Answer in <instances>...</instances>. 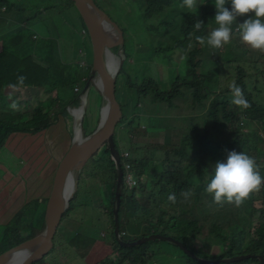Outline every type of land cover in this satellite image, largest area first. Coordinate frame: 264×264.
I'll return each instance as SVG.
<instances>
[{
  "label": "trees",
  "instance_id": "obj_1",
  "mask_svg": "<svg viewBox=\"0 0 264 264\" xmlns=\"http://www.w3.org/2000/svg\"><path fill=\"white\" fill-rule=\"evenodd\" d=\"M44 1L52 4L47 5ZM94 1L101 8L97 0ZM133 1L146 8L144 15L148 18L176 5L181 7L180 10L171 11L177 14L171 21L162 24L165 26L163 36L169 34L174 43H168L166 47L165 42L158 52L169 55V60H172L175 50L187 48L188 51L190 45L191 48L185 61L187 79H177L168 91L161 90L152 78H144L142 82L138 79L135 83L127 82L124 78L125 66L120 72L119 89L127 83L129 95H135V99L133 102L127 99L124 106L120 104L124 117L117 125L114 140L121 154L125 178V163H129L131 174L137 180L136 187L130 189L124 178L125 190L119 211L122 240L134 242L152 234H161L183 242L201 258L221 259L250 254L264 256V46L262 50L256 51L258 54L254 58L239 55L235 49H243L250 42V34L242 32L238 34L241 36L234 43L233 52L231 49V55L235 57L230 56L225 60V68H220L217 60L219 55L220 59L224 54L228 56V52L222 50V44L214 46L210 58H202V54L206 53L204 38L215 39L207 35L206 29L240 31L253 26L256 29L251 31L264 32V0ZM70 9L72 6L68 0H60V3L58 0H0V12L11 15L17 13L25 20L20 30L0 41V150L8 145L22 160L27 155L36 157L32 160H39L40 168L45 166L51 169L52 165V174L58 160L56 148V155L53 154V142L59 139L61 131L68 133V129L73 130L74 117L68 106L73 104V108H78L81 105L82 99L77 98L83 89L79 92L75 89L81 87L83 80L86 85L92 65L91 60L87 62V52L91 48L89 37L80 19L76 24L79 26L81 23L83 30L79 31L76 26L70 27ZM43 12L50 16L48 21H52L53 26L56 16H67L64 22L69 35L63 36L64 42L73 44L74 55L83 53L81 59L84 64L65 61V44L61 47L57 38L50 33L38 34L34 24L42 25L43 20L40 18ZM249 19L253 21L252 24ZM0 22H8L9 25L14 23L6 16H0ZM81 43L82 46L79 45ZM215 58L216 61L210 60ZM25 90L31 92L28 99L22 101L21 95ZM185 92L192 96L193 107L205 109L204 122L189 128L186 133L180 128L179 144L166 146L164 153L158 152L156 147L147 149L146 143L139 147L134 141L137 131L138 134H147L151 127L142 129L140 126V113L145 105L170 107ZM58 103L63 106L60 107ZM49 105L54 108L53 111L45 112ZM131 106L133 110H130L129 116ZM137 114L140 117L134 118ZM85 120L87 117H84L83 124ZM247 126L249 129L246 131ZM220 136H224L226 142L223 159L217 162L218 154L213 139ZM126 152L130 155L124 159ZM138 152L144 155L138 156ZM34 171L26 173L34 174ZM22 173L25 181L35 179L33 186L36 185L38 177L32 179L24 171ZM85 176L93 179L96 184L92 187L94 190L99 189L104 193L107 204L103 203V206L108 214L103 222L112 225L111 228H105L103 238L111 247L114 259L107 258L104 264H157L156 256L162 262V256L168 253L167 250L162 252L160 247L165 248L163 244L182 252L187 264H200L179 247L165 242H152L135 248L119 244L113 216L117 171L107 144L87 163L80 178L79 192L62 221H77L73 218L77 215V208L92 204L86 202L89 196L80 189ZM50 187L42 191L41 199L31 201L35 205L34 209L29 210L27 199L13 212L4 226H7L4 230L7 236L0 245V253L21 242L33 228L34 225L28 227L25 224L29 216L38 219L44 215L49 193L44 198L43 195ZM124 210L129 213L125 220L121 218ZM133 226L139 227L143 233L134 236ZM37 227L42 230L44 220H38ZM60 228L61 225L56 236ZM199 237L203 243L220 245L222 255L200 256L189 243L193 240L195 245ZM66 243L84 259L97 248L98 241L74 232ZM55 244L56 239L51 253L57 247ZM249 261L260 264L258 259ZM44 262L45 257L35 264Z\"/></svg>",
  "mask_w": 264,
  "mask_h": 264
},
{
  "label": "rangeland",
  "instance_id": "obj_2",
  "mask_svg": "<svg viewBox=\"0 0 264 264\" xmlns=\"http://www.w3.org/2000/svg\"><path fill=\"white\" fill-rule=\"evenodd\" d=\"M24 2L26 0H23ZM98 4L101 6V8L107 12L112 19L114 23H116L120 29L123 31V37H124V43H125V51L127 56V61H125V73L124 78L127 79V82L135 83L136 79L139 80V82H142L144 78H152L158 86L163 91H168L172 88L173 83L177 79H187L186 77V71L187 68H185V61H187L189 57V52L191 45L189 46V50L187 51V48L185 49H177L173 52V59L169 60V55L163 54L162 52H158L160 46H168V43H174V40L171 39V36L168 34L166 37L163 36V32L165 30V26L162 24H165L172 20L174 14L171 11L173 10H180L181 7L178 5L167 9L164 13L155 14L154 16L148 18L146 17L145 10L146 8L142 5L140 6L138 3H135L133 0H97ZM45 4L49 5L52 4L50 2L44 1ZM43 4V3H42ZM65 8V7H64ZM70 17L68 19L70 20L71 24L70 27L72 28L76 26L78 30L80 31L82 28L81 23L79 26H77L76 23H79V17L77 13L72 10H69ZM0 16H6L8 19L13 20V24L9 25L8 22L3 23L0 22V41L5 39L10 34H14L25 23V20H23V17L20 16V14L14 13V15L11 14H4L3 12H0ZM47 12L41 13L40 20L42 21V25L40 23V26H35L38 34L45 35L47 33H50L51 36L57 38L60 46L62 47L65 44V50L66 54L63 53L64 60H71L80 62V64H84V61L81 59V55L78 54L74 55L73 50V44L65 43L63 36L66 34L69 35L68 30L66 29V25L64 22V18L67 19V16H56L54 21V26L51 24L52 21H48ZM79 21V22H78ZM48 22L49 24H45ZM249 23L252 24L253 21L249 19ZM38 24V23H37ZM65 25V26H64ZM57 29H56V27ZM64 27V28H63ZM68 29H70L68 27ZM253 26H247L243 29L230 31L228 29H206L207 35L210 37H214L215 39L209 40L208 38H204V45L206 46V53L202 54L203 59L210 58V55L213 54L214 46H218L219 44H222V50L228 52V56H224L220 59L221 55L217 57V60L220 63V68H225L226 66H223L225 63V60L228 59L231 55V49L233 52V46L234 43L238 41V37L241 35H238L243 32V34L247 35L250 34V38L246 46H243V49H235L237 53L243 57H250L254 58L256 57L255 54L256 51L262 50V47L264 46V32L257 30V31H251L255 30ZM84 32V31H83ZM236 35H238L236 37ZM52 37V38H53ZM62 40H59V39ZM68 39V37H67ZM82 46V43L79 44ZM86 45V42H85ZM90 45V44H89ZM116 48V47H115ZM91 48L88 50V59L87 62L92 63V57L89 55L91 54ZM117 50V49H115ZM212 61H216L215 59H210ZM120 77V76H119ZM118 77V80H119ZM81 88L83 89L85 85V82L80 84ZM123 86L121 90L120 87V80L117 85V100L121 105L124 106V102L127 101V99H130L131 102L134 101L135 95L131 96L129 95V86L126 83V86ZM24 90V89H23ZM23 92V91H22ZM31 90H25V92L22 93L21 98L22 101L28 99V95ZM56 94H54L55 96ZM89 102H88V114H87V120H85L84 128L87 133H89L91 130L96 128L97 126V120L100 115V106H101V98L100 94L93 89L89 93ZM149 100V98H147ZM60 107L63 106V104L58 103ZM134 105V104H133ZM147 105H153V104H146L145 108L142 109L140 116L137 114L134 116L142 118L140 120V126L142 129H146L147 127H150V130L147 134H144L143 132L138 134V131L134 137L135 143L138 144L139 147L144 145L146 143L147 149H153L157 148L158 152L164 153L167 149L166 146H174L179 144V140L181 138V129L186 133L189 128L194 127L195 125H201L205 120V109L201 106L193 107V99L190 93H183V96L178 99L175 104H173L170 107H167L165 105H154L150 106L148 109L146 108ZM69 107V106H68ZM67 107V108H68ZM132 107V108H131ZM128 110L129 116L131 115L130 110H133V106H131ZM143 107V106H142ZM53 107L49 105L45 112H52ZM76 109V108H75ZM149 111V115H148ZM151 111H153L151 113ZM134 112V111H133ZM85 117V116H84ZM139 118V119H140ZM84 121V119H83ZM246 125H248L246 123ZM161 129V130H160ZM249 129V126L245 128L247 131ZM69 132L66 133L61 131L59 139H56L53 142L54 146V156L55 154V148L58 151V155L62 149L63 144L65 143V137L69 136L71 137L73 130L68 129ZM61 134H63L61 136ZM214 144L216 145V150L218 154L219 160L223 159V149L225 148V142L226 138L224 136L217 137L213 139ZM61 144V146H59ZM31 146V145H29ZM39 146V145H38ZM32 149L34 148L31 146ZM6 145L4 149L0 150V175L3 177V180H6V174H11L12 179H18L19 180V188H16L12 194L15 197V200L12 202V205H7V201H12V195L10 193L2 194L3 192V184L4 182H0V213H2V217H0V245L6 240L7 233L4 231L5 228V220L7 218L12 217L11 213L15 211L19 206L21 202V197L26 195V200L23 202L25 203L28 199L29 203V210L34 209L35 205L31 204V201L33 199H41L42 192L41 190L43 188H49V182L50 177L54 178V173L52 174V171L54 168H52V165H50L51 169L49 167H43L40 168L41 164L39 160H32L30 155H27L26 157H23V160L15 153H13ZM146 150V152H148ZM32 151V150H31ZM155 151V150H151ZM138 156H143L144 154L142 152H138ZM132 156V153H131ZM148 156H150L148 154ZM53 158H51L52 160ZM22 162H25L22 164ZM35 170V171H34ZM32 172L34 171V174L32 173H26V176L30 178H36L37 183L35 186H33V181H25L23 179L24 174L22 172ZM21 179V180H20ZM80 189L82 193L88 195L89 197L86 198V202H91L92 204H86L84 207L77 208L75 214L76 216H73V218L77 221H69L65 220L62 221L60 233L58 236L55 237L56 239V249L48 255L45 256V264H104L106 262L107 258H113L111 247L104 242L105 238V230L107 228H111L112 225L109 223L105 224L103 222V219H107L106 215L108 214V210L103 206V203L107 204L106 200L104 199V193L101 192V190L97 189L94 190L92 187H95L96 184L94 183L93 179L90 177H83L81 181ZM33 186V187H32ZM136 187V186H135ZM133 187V188H135ZM31 188V190H30ZM37 191L35 192V189ZM83 189V190H82ZM132 189V188H130ZM105 190V189H104ZM9 192V191H8ZM105 192V191H104ZM81 195V194H80ZM19 200H18V199ZM80 199V198H79ZM78 199V200H79ZM98 203H97V202ZM96 209H95V208ZM5 211H4V210ZM19 209V208H18ZM17 209V210H18ZM28 210V212H29ZM36 210H39L38 207H36ZM27 212V213H28ZM11 215V216H10ZM129 213L124 210L123 214L121 215V218L124 220L126 219L125 216H128ZM10 216V217H9ZM135 215H133V218ZM71 218V217H70ZM36 219H32V216H29V218L26 220L25 224L30 227L35 224ZM133 223L132 221L130 222ZM109 224V225H108ZM106 228V229H105ZM63 230V232H62ZM32 232V229L27 232L23 240ZM74 232L81 233L85 236H89L95 240L98 241L97 250H93L92 253L86 257L85 259L80 258L75 251L68 246L66 243L68 239L73 235ZM63 233V234H62ZM132 233L134 236L141 235L143 232L139 229L137 226L132 227ZM133 236V237H134ZM202 238L199 237V240H197L196 244L194 245V241L191 240L189 243L196 248V252L200 256H221L222 255V247L220 245H214L210 242L203 243ZM163 247H160L162 249V252L164 250H167V255H163L162 258L164 259L162 262H159L158 257L156 256V262L157 264H187L186 257L180 252L179 250H176L172 247L167 246L166 244ZM158 254V253H157ZM114 259V258H113ZM218 259V258H214ZM243 264H257L255 262H250L249 260L243 261Z\"/></svg>",
  "mask_w": 264,
  "mask_h": 264
},
{
  "label": "water",
  "instance_id": "obj_3",
  "mask_svg": "<svg viewBox=\"0 0 264 264\" xmlns=\"http://www.w3.org/2000/svg\"><path fill=\"white\" fill-rule=\"evenodd\" d=\"M68 1L77 13L89 37L92 57L90 76L86 86L77 98V100L82 99L81 105L75 109L72 104L68 108L70 114L74 117L73 133L71 137H65V143L58 155L46 211L41 218L35 220L32 232L24 240L0 253V264H35L54 249V240L64 215L70 209L73 198L79 192L81 175L89 160L105 144H107L117 171L113 216L115 236L119 244L135 248L152 242H165L179 247L186 255L200 264H232L250 259H258L260 264H264V256L252 254L221 259L201 258L189 250L183 242L161 234H152L134 242L122 240L119 211L125 190V182L121 154L116 148L114 138L117 125L124 117L116 96L118 77L127 58L123 31L94 0ZM111 30L117 31L118 36L111 37ZM111 53L115 55L116 64L109 60ZM92 87H95V90L100 94L102 102L97 126L87 133L84 128L85 123H81L80 127L78 126V117L74 111L82 110L84 112L82 115L87 116L88 97ZM38 220H45V226L42 230L37 227Z\"/></svg>",
  "mask_w": 264,
  "mask_h": 264
},
{
  "label": "crops",
  "instance_id": "obj_4",
  "mask_svg": "<svg viewBox=\"0 0 264 264\" xmlns=\"http://www.w3.org/2000/svg\"><path fill=\"white\" fill-rule=\"evenodd\" d=\"M58 3H60V0H58ZM61 16V15H60ZM38 26H40V25H38ZM39 156L37 155V158H38ZM33 159H36V157H34ZM1 181H3L4 182V184H3V192H2V194H7V193H10L12 196H13V194H12V192L16 189V188H19L20 186V184H19V180L18 179H12V175L11 174H6V180L4 181L3 180V177L0 175V182ZM52 183H53V178L52 177H50V182H49V185L51 186L50 187V189L48 190V192L46 193V195H43V198L44 197H46L47 195H48V193L50 194V191H51V188H52ZM45 188H43L42 190H41V192L44 190ZM9 191V192H8ZM26 195H24L23 197H21V202H20V204H24L23 202L26 200ZM12 201H7V205H12V202L15 200V197L13 196L12 197ZM18 199V198H17ZM19 200V199H18ZM4 210V209H3ZM5 211V210H4ZM14 212V211H13ZM13 212L11 213V215L13 216ZM10 215V216H11ZM9 216V217H10ZM0 217H2V213H0ZM11 219V217L10 218H7V220H5V223L4 224H6L7 222H9V220ZM1 223V222H0ZM97 248H98V245H97ZM97 248H95V250H97ZM94 250V251H95ZM85 259V258H84Z\"/></svg>",
  "mask_w": 264,
  "mask_h": 264
},
{
  "label": "built area",
  "instance_id": "obj_5",
  "mask_svg": "<svg viewBox=\"0 0 264 264\" xmlns=\"http://www.w3.org/2000/svg\"><path fill=\"white\" fill-rule=\"evenodd\" d=\"M27 88L28 87H26V89ZM80 89H81V87H77L75 89V91L79 92ZM129 155L130 154L128 152L124 153V159H127L129 157ZM125 168L127 170L126 178H125V173H124L125 182L127 183L129 188H133L137 185V180L135 179L134 175L131 174V165L129 163H125Z\"/></svg>",
  "mask_w": 264,
  "mask_h": 264
},
{
  "label": "bare ground",
  "instance_id": "obj_6",
  "mask_svg": "<svg viewBox=\"0 0 264 264\" xmlns=\"http://www.w3.org/2000/svg\"><path fill=\"white\" fill-rule=\"evenodd\" d=\"M110 35H111V37H117L118 36V32L116 31H112L111 30V32H110ZM109 60H112L113 62V64H116V61H115V55L113 54V53H111L110 54V56H109ZM93 89H95V87H92L91 89H90V92L93 90ZM89 92V93H90ZM74 113L77 115V117H78V126L80 127L81 126V123H83V119H84V116L82 115L84 112L81 110V111H79V110H75L74 111ZM78 127V128H79ZM44 226H45V220H44ZM22 255H23V253H22Z\"/></svg>",
  "mask_w": 264,
  "mask_h": 264
}]
</instances>
